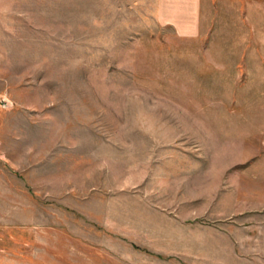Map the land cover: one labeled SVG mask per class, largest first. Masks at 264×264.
Here are the masks:
<instances>
[{"label": "rangeland", "instance_id": "1", "mask_svg": "<svg viewBox=\"0 0 264 264\" xmlns=\"http://www.w3.org/2000/svg\"><path fill=\"white\" fill-rule=\"evenodd\" d=\"M180 1L0 0V264H264V0Z\"/></svg>", "mask_w": 264, "mask_h": 264}, {"label": "crops", "instance_id": "2", "mask_svg": "<svg viewBox=\"0 0 264 264\" xmlns=\"http://www.w3.org/2000/svg\"><path fill=\"white\" fill-rule=\"evenodd\" d=\"M244 0H240L243 3ZM246 1V7L250 10V3L248 0ZM260 1V0H259ZM202 0H181L180 1V13L178 16H168L165 17V14H162V18L165 23H171L177 28V32L186 36L190 35H198L199 27H200V16L202 14ZM164 8L162 9V12Z\"/></svg>", "mask_w": 264, "mask_h": 264}]
</instances>
